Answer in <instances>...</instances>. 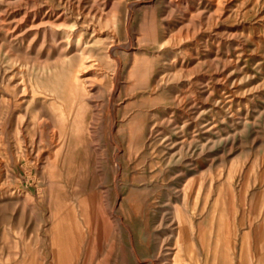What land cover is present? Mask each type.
Instances as JSON below:
<instances>
[{
    "label": "rangeland",
    "instance_id": "1",
    "mask_svg": "<svg viewBox=\"0 0 264 264\" xmlns=\"http://www.w3.org/2000/svg\"><path fill=\"white\" fill-rule=\"evenodd\" d=\"M0 264H264V0H0Z\"/></svg>",
    "mask_w": 264,
    "mask_h": 264
}]
</instances>
